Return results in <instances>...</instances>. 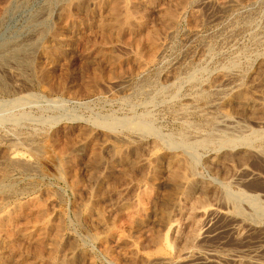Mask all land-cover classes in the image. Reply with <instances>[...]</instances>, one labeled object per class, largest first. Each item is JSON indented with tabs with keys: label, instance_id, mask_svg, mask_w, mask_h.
Listing matches in <instances>:
<instances>
[{
	"label": "rangeland",
	"instance_id": "rangeland-1",
	"mask_svg": "<svg viewBox=\"0 0 264 264\" xmlns=\"http://www.w3.org/2000/svg\"><path fill=\"white\" fill-rule=\"evenodd\" d=\"M83 1V5L81 3L83 7L90 4L89 0ZM179 1L131 0L132 5L137 3L136 8L138 6L135 12L137 17L132 20V27L113 31L111 35L108 33L109 37H107L103 33L99 34L100 29L95 30L96 27L98 28V22L93 15L88 17L84 14L74 17L75 20H72L75 26L74 29L71 28V23L65 24L66 7L64 5H66L67 0H0V41L8 39L27 44L29 53L33 57L32 59L35 60L32 65L24 68V73L28 72L26 77L27 79L31 78L32 82L40 71L39 61L46 62L47 54H44L42 50L44 43L50 41L55 45H59L64 38L62 34L56 35L55 30L63 28V31L60 30L63 34L70 36V38L73 36L70 49L66 48L67 46L63 47L65 57L58 54L59 61L56 62V65L55 63L48 65L49 69L53 70V73L59 74L60 80L64 82L63 92L48 93L37 82L34 84L29 82L27 88L40 95L39 97L22 105L13 106L10 109L0 104V114L6 109L10 116L23 117L20 121H16L17 124L14 121L0 124V171H2L0 172V178H2L0 199L3 194H6L7 197L3 195L5 198L2 196L1 200L11 202H5V210L2 207L0 210L3 209V212L0 211V214L3 216V213L13 209L17 211L15 208L21 205V201L23 203L35 202L28 205L27 210L29 212L26 210V213L14 214L16 217H12L11 221H7L9 227L0 230V249H2L0 254H4V252L12 254V248L9 247V244L17 239L16 246L18 243V249L14 250H17L18 253L9 257V264H20L24 256L29 258L30 264H55L59 258L58 264L63 261V258L64 261L61 264H132L131 259L138 257V253L132 251L133 247L139 253H144V255L176 252L174 248H169L168 243L163 242L166 234L164 222L171 212L178 191L175 186L168 184L166 180L165 159L169 158L171 151L166 149L167 146H164L162 141L164 137L166 139L178 135L184 130L185 126H189L187 132L191 139L198 135V131L201 133L209 131L207 125L205 126V117L203 118L199 112L183 114L181 112L182 107L188 99L194 97L199 89L208 86L209 82L213 84L219 81L228 67L232 70L229 72L234 74L235 82L232 81L227 87L233 89L240 84V87L259 94L263 89L260 86V88L256 87L258 85H255L251 78L254 79L255 74L259 72L258 70L262 64L259 61L262 59L260 61L262 62L264 57V0L258 2L243 0L238 5H231L229 2L227 3V0H189V5L186 9L184 8L185 12L176 5ZM168 7L176 12L175 19L177 20H175V23L163 14ZM157 9L160 11H157ZM162 29L164 30L162 31ZM150 30L162 31L157 34L159 38L156 36L158 41L155 39L161 51L151 62H149L147 55L153 54V42L151 44V40H146V34ZM77 34H80L81 37H78ZM102 35L106 36V39L110 42L106 44L107 40L104 41ZM137 35L142 38L140 37V39ZM135 39L140 41L141 47L139 49H143L141 51L144 54L141 53V56L136 51ZM97 48L100 53L96 52ZM101 49L102 51H100ZM234 62L236 66L238 64V68L235 67L234 69V66H231V63ZM13 64L11 61L6 62V64L0 63V75H8L9 70L16 74L17 69H14L16 65ZM35 68H37L36 72ZM177 69H182L181 72H187L191 69L194 76H197L195 78L196 82L184 79L185 81L178 82L179 84L176 87L172 86L171 82L175 80L174 76ZM34 73L35 75H33ZM5 77L9 80L11 78L10 74ZM19 77L22 78V76ZM142 78H156L165 91L163 97L155 95L151 98L152 94H148L145 89L143 91L138 90L136 87L139 81H142ZM197 78L200 80H197ZM134 86H136L135 89ZM27 92V89L18 94L2 93L0 91V101ZM45 95H48L47 98ZM216 97L214 96V98ZM228 109L234 114L237 121L240 119L243 123H246L247 128H262L264 130L263 124H261L262 126L257 124L260 118H264L260 111L257 110L255 113L249 114V112H242L237 105L229 106ZM144 115L151 118L150 124L158 131L159 136L163 137V140H155L153 137L148 140L143 139L141 138L143 136L124 131L125 128L122 127L121 137H128L127 139L124 137V139L129 141L121 142L113 133L98 126L97 123L105 119H135L136 117H145ZM201 123L203 124L201 125ZM220 129L225 130V126L221 125ZM130 138L133 139V142ZM147 143L156 146L155 152L159 157L156 160L157 162L149 168L135 164V159L146 153L145 146H147ZM9 144V147L25 153L27 158L30 156L32 160L34 158L30 151L31 148L36 149L39 147L42 151V156L38 159L39 168L32 171L28 170V172L13 167L3 157ZM1 145L5 148L4 150ZM207 148L196 149V153H199L204 159L208 158L207 156L213 151H211V147ZM118 150L122 154L124 153L122 160H120V157L118 158ZM115 152L116 155H114ZM61 154L63 157L60 156ZM96 154H99L100 158ZM95 157L101 161L98 159V163ZM63 161H66L68 166ZM255 161V159L248 161V168L256 177L242 181L241 179L244 177L242 174L244 173L241 172L230 187H233L232 190L240 188L246 192L258 194L264 204V162ZM59 162L61 163L59 164ZM62 164L66 165L67 168L64 165L61 167ZM228 165L227 168L224 166V170L216 165L215 171V167L200 164L202 167H200V176L207 182L206 185L209 184L208 188L211 189L209 196L204 198L207 203L202 202L205 205L217 204V196L211 193L218 190H214V188L219 187L224 177L230 173L232 175L238 168V163L231 162ZM57 166L60 168L61 172H59L64 173L63 175L57 172ZM64 168L67 169V172ZM129 171L137 174L134 175L138 179ZM91 172L96 175L93 182L90 181ZM216 172H221V175L219 174L217 178L215 177ZM125 173L131 176L126 177ZM124 178H129L130 181ZM78 179L81 182L76 188L75 184L79 181ZM138 183H140L139 186H137ZM5 184L6 187H3ZM132 184L133 186H131ZM9 185L10 187H8ZM140 193L145 194V196L143 195L144 198L148 195V198H145L144 207L137 205V197L141 195ZM12 196L13 198H11ZM34 198L36 199L32 200ZM121 198L124 199L123 206L119 202ZM221 206L224 209L226 208L224 204ZM131 208L133 209L131 210ZM39 216H45V219L42 218L41 221ZM47 218L50 223L48 228L50 229L43 230L41 225L43 220L46 221ZM121 223L123 226H120ZM230 224L229 219L221 220L219 222L220 227L216 225L221 230L218 229L213 237L207 239L203 237L199 242L201 243L198 247V249H201L199 251L207 255L208 258L211 257V259L212 252H208L210 250L213 252L239 253L243 258L242 264H263L264 220L259 222L248 220L244 227H248L245 230L246 233L244 232L245 234L243 233L242 236L239 235L240 237H237L236 233L233 232L229 226ZM38 227L42 229V233ZM58 227L64 234L63 244L62 242L59 243V249L62 246L58 251L59 258L56 257L54 263L46 258L41 261L35 255L37 241L33 237V240L30 241L26 234L37 232L36 234L40 233L41 236H38L42 237L49 231V235H54ZM10 231L17 235L11 234ZM7 234L13 235L8 236L13 239H7ZM36 234L34 238H39ZM169 237L170 240L171 236ZM125 238L127 241H131L132 244L134 243L135 246L132 247ZM19 245H22V247H19ZM43 248L45 253V247L43 246ZM257 258L261 260L258 261ZM250 260L251 262H248ZM201 264L206 263L202 262Z\"/></svg>",
	"mask_w": 264,
	"mask_h": 264
},
{
	"label": "bare ground",
	"instance_id": "bare-ground-1",
	"mask_svg": "<svg viewBox=\"0 0 264 264\" xmlns=\"http://www.w3.org/2000/svg\"><path fill=\"white\" fill-rule=\"evenodd\" d=\"M82 1L83 0H67L66 5H64V7H66V12L64 15V18L66 20L65 24L68 25L71 23L72 29H74V27H75L74 23L72 21L74 19V17L76 18V17L82 16L84 14L88 15V17H89V15L90 16L93 15V17L95 19L97 18V22H98V28L96 27L95 30L100 29L99 34L103 33V35H106L107 37H109L108 33H109V35H111V32H113V31L124 29V28H129L130 26L132 27V25H133L132 20H134V18L137 17V14L135 16L136 9L138 8V6L136 8L137 3L134 2L135 4L132 5L130 3L131 0L130 1L129 0H89L90 4L87 6H84V7L82 6L83 5ZM251 1L258 2L259 0H251ZM228 2L231 5H233V4L238 5V4H241L243 2V0H227V3ZM81 3H82V5H81ZM91 3H92V5H91ZM189 3H190L189 0H180L179 2L176 3V5L179 6L178 7L179 9H182L184 11V8L186 9V7L189 5ZM169 7H171V6H169ZM169 7L167 9H165V13L163 12V14H165L168 18H170L171 22L175 23V20H177V19H175L176 12H175V10H173L172 8L170 9ZM157 11H160V10L157 9ZM179 12H181V11H179ZM97 15H98V17H96ZM162 20H165V19H162ZM170 20H168V21H170ZM173 23H171V24H173ZM89 28H90V26H89ZM168 28H170V27H168ZM62 29L63 28H61L59 30H55V32L53 31L56 35H61V34L64 35V38L61 40V43L59 45H55L50 41L44 43L42 50H43L44 54L45 53L47 54L46 62L38 60L39 65H40L39 66L40 71H39V73L37 72L38 74H36L37 76L33 79L34 80L33 82H32V80H30L31 78L27 79L26 76H27L28 72L27 73L25 72L26 74L24 73V68L26 66L29 67L30 65H32L34 60H35V59H32L33 57L29 53V49L27 47V44L20 43V42L14 41V40H8V39L0 41V63L6 64V62L11 61L14 63L13 65H16V68H14V69H17L16 74L15 73L13 74L11 70L8 71L10 74V77H11L10 80L5 77V76H8L9 74L8 75L6 74L5 76L0 75V91L2 93L18 94L19 92H22L23 90H26V89L28 90V92L26 94L16 95L12 98H5V99H3V101H0V104L3 105V107L10 109L13 106L15 107V106L22 105L25 102L31 101V99L39 97L40 95L31 91L30 88H27L28 87L27 85L29 82L32 84L37 82L41 87H43V89L47 90L48 93L63 92L64 87H65L64 82L62 80H60V78L58 76L59 74L57 75V73H53L54 71L50 70L49 66H48V65H51L52 63H55V65H56V62L59 61V57L57 58L58 54H61L62 56H64V53H63L64 52V49H63L64 46H67L66 48H69V49L71 47V40H73L72 39L73 36H72V38H70V36L63 34L60 31ZM172 29H173V27H172ZM163 30L164 29H162V31ZM136 31H138V29H136ZM162 31L158 32V30H152V31L150 30L146 34L147 38L144 36V39L146 38V40H151V44L153 42V50H152L153 54L148 53L149 55H147L149 57V62H151L152 60L154 61V58H156V55L158 53H160V51H161L160 46H158L156 43L158 41L156 36H157V34L161 33ZM140 33H138V34L140 35ZM142 34H144V33H142ZM96 35H97V33H96ZM139 35H137V36L139 37ZM77 36L79 37L80 34H77ZM106 36H103L104 41L107 40ZM137 36H136V38H137ZM137 39H135L136 41L134 42L136 45V48H137V50H136V48H135V50L138 51V55L141 56V53L142 54H144V53L141 51L143 49H141V50L139 49L141 47V45L139 43L140 41H138ZM155 39H157L156 42H155ZM113 40H114V38H113ZM104 41H102V42H104ZM107 42H110V40H107L106 44H107ZM144 42H146V41L144 40ZM85 44H86V42H85ZM98 48H97L96 52L100 53L98 51ZM100 51H102V49ZM103 51H104V49H103ZM103 56H105V55H103ZM38 61H37V63H38ZM66 61H67V59H66ZM260 61H259V63L260 64L262 63V64H261V67L259 68V70L257 69L259 72L257 73L256 70L254 69L257 74H255V72H254V74L256 76L255 77L252 76V77H254V79L251 78V80L254 81V84L258 85L256 87L260 86L263 89V90L261 89L262 91H260L258 89L260 91L259 94L254 93L252 91H248V90L240 87V84L235 86L233 89L227 87L229 83L234 81V74L229 72L232 70H230L228 67L229 70L227 68H225V69H227L228 72L226 71L224 73L223 77L219 81H216L213 84H211L209 82V84H211V85L208 84V86L202 87L199 90L197 89L198 91L195 93L194 97L188 99L187 102H185V104L182 107L181 112L183 114H193V113L199 112V114H201L203 116V118L205 117V126L207 125V127L209 129V131L207 133H201L197 130L198 135L192 139L189 137L188 132H187V129L189 126H185L183 128L184 130H182L178 135L176 134L175 136H170L166 139L164 137V140H163V137L159 136L158 131L155 128H153L152 125L150 124L151 118H149L148 116H145V115H144L145 117L141 116V118L136 117L135 119H132V118L131 119H123V120L122 119H120V120L119 119H117V120L116 119H113V120H111V119L106 120L105 119V120H100L99 122H97L98 126H101L105 129H107L108 132L110 131L111 133H113L114 136L117 139H119V141L121 140V142L127 141L124 139L125 136L121 137V133H120L121 129H123L122 127H124L125 128L124 131L126 130L128 132L137 133L140 136H143V137H141L143 139L148 140L151 137H153L155 140H159V139L163 140L162 142H164L163 143L164 146H167V148L166 147H164V148L169 149L171 151V154H169L170 155L169 158L165 159V169H164L165 170V176H166L167 183L175 186L177 188L178 192L176 191L177 192L176 200L173 203L171 212L169 213L166 221L164 222V227L166 228V234H165L163 242L168 243L169 248L170 247L172 249L174 248L176 250V252L171 251V253H165V254H160V255H147V254L144 255V253H139L137 251V249L135 250L133 247L134 243L132 244L131 241H129V240L127 241V239L125 238L126 241L128 243H130V245L133 247L132 251H136L135 252L136 254L138 253V257L135 258L133 256L134 258L131 259L132 264H139L138 261L141 262L140 264H201L202 262H204L206 264H242L243 263V258L241 257L242 255L239 253H237V254L231 253V252L223 253V252H218V251L213 252L210 250L208 252L209 253L212 252L211 253L212 259H211V257L208 258L207 255L202 254L200 252L201 249H198V247L201 244L199 242L203 237H205V239H207V238H210V237H213L214 235H216V233L218 232V229H220V228H217L216 225H219V222H221V220L223 221L225 219H229L231 221V224L229 226L232 228L233 232L236 233L237 237L239 235L242 236V234L245 232V230H247L248 227L247 228H244V227H245V223L248 220H254L256 222H259L260 220H264V204L260 200V196L258 194L249 193V192H246L245 190L240 189V188H238L236 190H232L233 187L232 188L230 187V185H232L231 183L240 176L241 172L244 173V174H242L244 176L241 179L242 181H245L247 178L256 177L254 173L250 172L251 170H249V168H248V161H251V159H255L256 161H259L261 163L264 162V130L262 128H260V129H252V128L249 129V128H247L248 126L246 125V123H243L239 118H238L239 120L237 121L236 118L234 117V114L229 110L230 108L228 109L229 106L232 107V106L237 105L239 108H241L240 110L242 112H247V113L249 112V114H251V113H255L258 110L262 113L261 115H263V117H264V57H263V61L262 62H260ZM231 64H232L231 66H234V69H235V67L238 66V64L236 66L235 62L231 63ZM231 68H233V67H231ZM36 69L37 68L34 69L35 72L37 71ZM182 69H179V70L177 69V71L175 72V76H174L175 80H173V82H171L172 86L176 87V85L179 84L178 82H180V81L183 82L182 80H184V79L185 80L190 79L191 81L196 82L195 78L197 76L196 77L194 76L191 69L187 72H181ZM250 69H251V67H250ZM223 70H224V68H223ZM4 73H6V72H4ZM33 75H35V73ZM16 76H18V77L15 79ZM19 76H22V78H20ZM245 76H243V77H245ZM172 77H173V75H172ZM190 80H189V82H190ZM197 80H200V79L197 78ZM202 81H200V82H202ZM135 87L136 86H134V89H135ZM136 88L138 90H142V91L145 89V91H147L148 94H152L151 98H153L155 95L163 97V95L165 94L164 89L161 87V84L158 82V80L156 78L155 79H151V78L150 79H143L142 78V81H139V84L137 85ZM90 90H92V89H90ZM171 92H172V90H171ZM46 96H48V95H45V97ZM214 96H217V97L214 98ZM151 100H154V99H151ZM171 100H173V99H171ZM163 103H164V101H163ZM242 112H241V114H242ZM249 114H247V115H249ZM30 115H31V113H30ZM21 117L10 116L8 114V111L5 109L0 114V124H5L9 121H11V123H12V121H14L17 124L18 122H16V121H20L23 118V117L22 118ZM200 119L201 118H199V120ZM201 121H202V119H201ZM202 124L203 123H201V125ZM257 124L258 125H261V124L264 125V118H262V119L260 118V120L257 121ZM221 125L225 126V130L220 129ZM125 138L127 139L128 137H125ZM131 140L133 142V139H131ZM153 142H155V141H153ZM4 146L6 147V145H4ZM9 146H10V144L8 145V148L5 150L3 157H5L7 159V161L13 167H15L18 170L21 169V170H27V171L28 170L32 171V170L39 168V160L38 159L40 156H42L41 155L42 151L39 147L36 149L35 148L32 149L33 147L31 148L30 151L32 152L33 158H34L32 160V158L30 156H29V158H31V159L27 158L25 153H22L21 151H20L21 152L20 153L18 150H15V148L13 149L12 147H9ZM204 147L206 149H208L207 147H211V149H212L211 151H213L208 156L204 155V156L208 157L205 159L201 155H199V153L198 154L196 153V149H200V148H204ZM1 148H3V150L5 149L3 146ZM155 149H156V146H154L153 144L147 143V146H145L146 153L144 150H142V152L144 151L145 154H143V155L139 156L137 159H135V164L136 165L137 164L143 165V166L148 167V168L151 165L153 166V164L155 162H157L156 160L159 159V157H157V155H156ZM0 151H1V149H0ZM58 151H59V149H58ZM111 151H112V148H111ZM114 155H116V152L114 153ZM117 155H118V158L120 157V160H122L124 158V153L122 154L119 150L117 151ZM60 156L63 157L62 154ZM96 156L100 158L99 154H96ZM164 157H165V155H164ZM99 158H96L98 163L100 160ZM103 159H104V156H103ZM231 162L238 163L237 170L234 173H232V175L230 173L228 176L224 177L221 180L218 188L215 185L216 188H214V190L215 189H218V190H216L214 193H211V194H215L217 196V197L215 196L216 199H218L217 204H214V205L211 204L209 206H208V204L205 205L202 202L203 201L205 202L204 198H206V196H209L208 194L210 193L211 189L208 188L209 184L206 185L207 182H205L200 176V167H201L200 164L203 163L206 166L215 167L214 170L216 171V165H218L221 169L224 170V166L226 167ZM60 163L61 162H59V164ZM63 163L66 164V161H63ZM64 164H62L61 167ZM66 165H64V166H66ZM102 165H103V163H102ZM125 165H124V167H126ZM67 166L65 168H67ZM65 168H64V170H66V172H67V169H65ZM59 169L60 168L58 167V171H57L58 173L61 172ZM0 172H2V171H0ZM135 172H136V170H135ZM220 173L216 172L215 177L217 178ZM63 174L64 173H62L61 175H63ZM90 174H91L90 175V181L93 182L95 180L96 175L93 174L92 172ZM130 174H133V173L130 172ZM134 174H133V176L137 175V174H135V175ZM225 174H227V173H225ZM125 175H126V173H125ZM130 176L126 175V177H130ZM122 178H123V176H122ZM136 178L138 179V177H136ZM216 178H215V180H216ZM124 179L128 180L129 178L128 179L124 178ZM1 180H2V178H0V183H1ZM132 180H133V178H132ZM96 181H97V179H96ZM129 181H130V179H129ZM80 182H81V180L77 181V183L75 184L76 188H78L77 186L80 184ZM139 184L140 183H138L137 186H139ZM233 184H234V182H233ZM134 185H136V183H134ZM131 186H133V184ZM1 187H2V184L0 185V188ZM3 187H6V184ZM8 187H10V185ZM135 188H137V187L135 186ZM14 193H16V192H14ZM197 193L198 194L200 193L199 196H197L198 195ZM140 194L142 196L139 195L137 197V205L140 207H142V206L144 207V201H146L145 198L146 197L148 198V195L144 198L145 194H143V193H140ZM3 195L5 197H7L6 194H3ZM2 196H1V199H2ZM201 196H203V197H201ZM212 197H214V196H212ZM11 198H13V196ZM35 199L36 198H34L32 200H35ZM119 200H120L119 202L122 203V206H123V200L124 199L121 198ZM5 202H4V200L0 201V209L3 207V209L5 210V207H4ZM8 202H10V201H8ZM8 202H6V203H8ZM20 203H21L20 206L18 205L19 203L16 204V205H18L17 206L18 208H15V209H17V211H15L14 209L10 210V211L6 210L7 212L3 213L4 214L3 216H2V214H0L1 215L0 216V230H2L3 228L5 229V227H7V226L9 227V225L7 224V221H11L12 217H16V215L14 216V214H18V213L21 214V212H25L29 208L28 205L33 204L35 202L30 201L28 203H23V201H21ZM145 203H147V202H145ZM205 203H207V202H205ZM219 203L221 205L224 204L226 206V208L224 209L223 206H221ZM131 206H132V204L130 205V207ZM3 209L0 211L3 212ZM132 209L133 208H131V210ZM142 210H144V208H142ZM138 211H140V210H138ZM27 212H29V211L27 210ZM198 216H200V217H198ZM37 217H38V215H37ZM40 217L41 216H39L40 220L42 218L45 219L44 218L45 216L41 217V218ZM131 219H133V218H131ZM184 219H185V221H184ZM47 221H48V218L46 221L43 220V222H42L41 228L43 230H47V229L49 230L50 229V228H48V224H50V223H49V221L48 222ZM131 222H133V221H131ZM99 224H101V223H99ZM125 225H127V224H125ZM257 225H258V223H257ZM120 226H123L122 223L120 224ZM219 227H220V225H219ZM41 228L38 227V229H41ZM103 228H105V227H103ZM124 228H126V227H124ZM42 229L40 230V232L42 231ZM232 230H230V231L232 232ZM6 231L8 232V230H6ZM36 233L35 232L34 233L29 232L26 234V237L30 241H32L33 239L35 241H37V249L35 252L36 257H39V259L41 261H42V259L46 258V259L51 260V263L56 262V257H58V251L62 248V246H61V248L59 249V243L62 242V244H63L62 239L64 237V234H62L61 229L58 227L57 232L54 235H49L48 234L49 231L46 234L43 233L44 235L42 237H39V236H41L40 233L39 234H36ZM11 234H14V232L13 233L11 232ZM11 234L10 235L7 234V237L13 236ZM35 234L37 236L39 235L38 236L39 238H34ZM21 235H22V233H21ZM169 236H171V239H172V240L170 239L171 241L169 240V238H170ZM233 236H235V235H233ZM32 237H33V239H32ZM9 238L13 239L12 237H8L7 239H9ZM16 241H17V239H15L11 244H9V247L12 248V254L18 253L17 250H14V249H18V243L16 246ZM20 246L22 247V245H19V247ZM43 246L45 247V250H46L45 253H44ZM26 249L27 248L25 247V250ZM1 250L2 249H0V251ZM25 250H23V251H25ZM8 251H10V250H8ZM109 252H110V250H109ZM59 253H61V252H59ZM5 254H10V253L4 252V254L3 253L0 254V264H9L8 260L10 259L9 257L12 254H10V255H5ZM65 254L67 255L70 253H65ZM21 255H23V254L21 253ZM138 258L139 259L141 258V260H139ZM28 259L29 258L24 256L22 261H20V264H28V263L30 264ZM245 259H246V257H245ZM27 260H28V263H27ZM59 260H60V258L57 259L58 262H59ZM260 260L261 259H258V261H260ZM63 261H64V258H63ZM63 261L61 263H63ZM262 261L264 262V260H262ZM58 262H56L55 264H58ZM248 262H251V260Z\"/></svg>",
	"mask_w": 264,
	"mask_h": 264
}]
</instances>
